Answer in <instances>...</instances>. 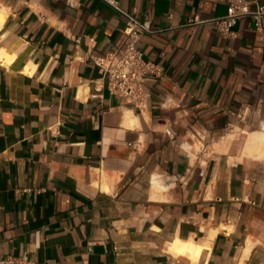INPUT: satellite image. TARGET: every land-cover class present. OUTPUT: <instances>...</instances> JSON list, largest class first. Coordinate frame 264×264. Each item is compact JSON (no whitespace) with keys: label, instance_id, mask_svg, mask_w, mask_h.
<instances>
[{"label":"crops","instance_id":"1","mask_svg":"<svg viewBox=\"0 0 264 264\" xmlns=\"http://www.w3.org/2000/svg\"><path fill=\"white\" fill-rule=\"evenodd\" d=\"M118 1L149 23L136 47L161 70L142 112L92 62L121 45L124 17L0 0V48L20 59L0 64V258L264 264V149L246 145L264 128V30L242 18L222 36L210 21L227 0ZM176 238L207 248L176 257Z\"/></svg>","mask_w":264,"mask_h":264},{"label":"built area","instance_id":"2","mask_svg":"<svg viewBox=\"0 0 264 264\" xmlns=\"http://www.w3.org/2000/svg\"><path fill=\"white\" fill-rule=\"evenodd\" d=\"M117 14L125 18L122 30L124 39L119 47L105 55L92 58L99 74L105 80L110 95L123 98L139 112L147 109L148 94L144 86L160 76V68L146 61L136 47L140 38L151 32L149 23L139 21L123 11L118 0H101ZM249 18L258 31H263L264 6L260 0H227L226 14L210 22L225 37L232 36L237 21ZM245 112L242 111L241 115ZM262 129V128H261ZM0 264H34L26 258H0Z\"/></svg>","mask_w":264,"mask_h":264},{"label":"bare ground","instance_id":"3","mask_svg":"<svg viewBox=\"0 0 264 264\" xmlns=\"http://www.w3.org/2000/svg\"><path fill=\"white\" fill-rule=\"evenodd\" d=\"M5 16L2 11H0V28L4 22ZM6 51L3 48H0V64L15 68L19 65L20 59L15 55ZM25 72H29L28 69H25ZM247 150L253 148H262L264 149V128L261 132L253 133L249 135L247 139ZM207 248L206 245L197 244L192 241H184L179 238H176L170 244H168V252L173 256H185L188 257L193 262L200 257L203 250ZM198 262V261H197Z\"/></svg>","mask_w":264,"mask_h":264}]
</instances>
